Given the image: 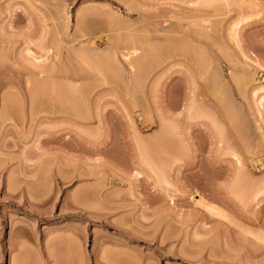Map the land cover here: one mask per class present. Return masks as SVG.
<instances>
[{"label":"rangeland","instance_id":"1","mask_svg":"<svg viewBox=\"0 0 264 264\" xmlns=\"http://www.w3.org/2000/svg\"><path fill=\"white\" fill-rule=\"evenodd\" d=\"M207 1L0 0V264H264V0Z\"/></svg>","mask_w":264,"mask_h":264},{"label":"bare ground","instance_id":"2","mask_svg":"<svg viewBox=\"0 0 264 264\" xmlns=\"http://www.w3.org/2000/svg\"><path fill=\"white\" fill-rule=\"evenodd\" d=\"M208 1H209V0H208ZM208 1H207V2H208ZM212 1H213V0H212ZM205 2H206V1H205ZM242 3H243V2H242ZM233 4H234V3H233ZM235 4H236V3H235ZM238 5H240V4H238ZM237 7H238V6H237ZM240 19H241V18H240ZM204 21H205V20H204ZM187 34H188V33H187ZM183 36H184V35H183ZM191 36H192V35H191ZM194 37H195V36H194ZM192 39H193V38H192ZM135 41H136V40H135ZM135 41H134V42H135ZM189 42H190V41H189ZM193 42H194V41H193ZM136 48H137V47H136ZM155 49H156V48H155ZM156 50H157V49H156ZM200 51H201V50H200ZM201 52H202V51H201ZM133 53H134V52H133ZM199 53H200V52H199ZM203 54H204V53H203ZM148 56H149V55H148ZM200 56H201V55H200ZM201 57H202V56H201ZM147 58H148V57H147ZM198 59H199V58H198ZM145 61H146V60H145ZM198 61L201 62L200 60H198ZM202 61H203V59H202ZM148 62H149V60H148ZM199 62L196 63V64H197L198 66H201V65H199ZM201 63H202V62H201ZM202 65H203V64H202ZM207 69H208V68H207ZM214 72H215V71H214ZM241 75H242V74H241ZM213 76H214V74H213ZM245 76H246V75H245ZM214 77H215V76H214ZM215 78H217V77H215ZM215 78H214V79H215ZM242 78H243V77H242ZM242 78H241V79H242ZM217 79H218V78H217ZM217 79H216V80H217ZM241 79H240V80H241ZM218 80H219V79H218ZM218 80H217V81H218ZM250 80H251V79H250ZM208 81H209V80H208ZM217 81H215V82H217ZM218 82H219V81H218ZM246 82H247V81H246ZM246 82H244V83H246ZM211 83H212V82H211ZM219 83H221V82H219ZM219 83H217L218 86H219V85H222V84H219ZM211 86H212V84H211ZM218 86H216V87H218ZM223 86H224V85H222L221 87H218V89L221 88L220 91H218V92H220V93H219L220 95H224V93H225L226 88H225V90H224ZM243 86H244V85H243ZM216 87H215V88H216ZM73 92H74V90L72 91V93H73ZM223 92H224V93H223ZM71 96H72V95H71ZM225 96H226V95H225ZM73 97H74V96H73ZM222 97H223V96H222ZM77 99H78V98H77ZM219 99H220V98H219ZM73 100H74V99H73ZM229 101H230V99H229ZM67 102H68V101H67ZM70 104H72V102H71ZM228 104H229V103H228ZM75 107H76V106H75ZM228 110H229V109H228ZM230 112H231V111H230ZM160 138H161V137H160ZM159 141H160V140H159ZM144 148H145V147H144ZM146 149H147V148H146ZM144 151H145V150H144ZM146 151H147V150H146ZM147 154H148V153H147ZM144 160H145V158H144ZM151 162H152V161H151ZM152 163H153V162H152ZM146 164H147V163H146ZM155 165H156V164H155ZM158 167H159V166H158ZM155 169L157 170L155 173L158 175V173L161 172V173H159V175H160L161 177H163V175H162V174H163L162 171H159V169H157V168H155ZM155 169H154V171H155ZM157 172H158V173H157ZM160 176H159V178H161ZM159 178H158V179H159ZM162 179H163V178H162ZM242 196H243V195H242Z\"/></svg>","mask_w":264,"mask_h":264}]
</instances>
